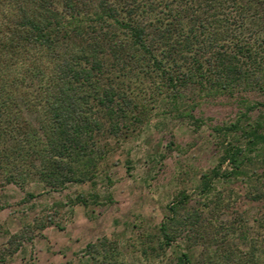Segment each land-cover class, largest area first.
<instances>
[{
	"label": "trees",
	"instance_id": "trees-1",
	"mask_svg": "<svg viewBox=\"0 0 264 264\" xmlns=\"http://www.w3.org/2000/svg\"><path fill=\"white\" fill-rule=\"evenodd\" d=\"M188 87L264 94V0H0V188L35 177L52 190L93 181L102 131L120 133L152 102L179 104ZM229 132L235 142L203 175L206 191L223 176L248 174L264 144L255 125L237 122ZM250 186L246 196L259 205L252 220L264 228V187ZM216 199L212 209L224 212ZM176 207L160 224L166 244L200 219L178 217ZM247 222L245 214L231 222L220 242L237 229L248 240ZM11 237L12 246L31 238ZM250 241L213 245L201 264H264V234ZM191 258L183 249L173 264Z\"/></svg>",
	"mask_w": 264,
	"mask_h": 264
},
{
	"label": "rangeland",
	"instance_id": "rangeland-1",
	"mask_svg": "<svg viewBox=\"0 0 264 264\" xmlns=\"http://www.w3.org/2000/svg\"><path fill=\"white\" fill-rule=\"evenodd\" d=\"M152 103L155 109L138 122L97 137L105 156L93 181L52 190L35 177L0 188V264H91L95 258L97 263L173 264L183 249L193 264H201L213 245L243 247L261 239L264 228L252 220L259 205L246 192L250 185L264 187V144L252 152L255 159L244 168L248 174L223 176L211 191L201 183L235 142L232 132L224 133L226 127L238 122L264 133V94L188 87L175 106L167 100ZM222 170L229 171L226 162ZM216 194L224 212L212 209ZM171 205H177L178 217L194 213L200 219L166 244L159 229ZM243 214L248 240L237 229L220 242L227 225L236 227ZM22 231L31 238L12 246L11 235ZM11 246L18 248L10 253Z\"/></svg>",
	"mask_w": 264,
	"mask_h": 264
}]
</instances>
